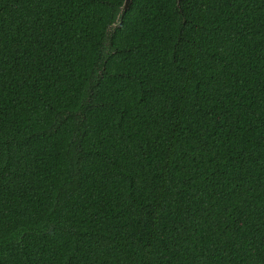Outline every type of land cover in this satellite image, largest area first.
<instances>
[{
    "label": "trees",
    "instance_id": "obj_1",
    "mask_svg": "<svg viewBox=\"0 0 264 264\" xmlns=\"http://www.w3.org/2000/svg\"><path fill=\"white\" fill-rule=\"evenodd\" d=\"M0 0V264H264V0Z\"/></svg>",
    "mask_w": 264,
    "mask_h": 264
},
{
    "label": "water",
    "instance_id": "obj_2",
    "mask_svg": "<svg viewBox=\"0 0 264 264\" xmlns=\"http://www.w3.org/2000/svg\"><path fill=\"white\" fill-rule=\"evenodd\" d=\"M131 0H126L125 5H124V10H127L129 8Z\"/></svg>",
    "mask_w": 264,
    "mask_h": 264
}]
</instances>
